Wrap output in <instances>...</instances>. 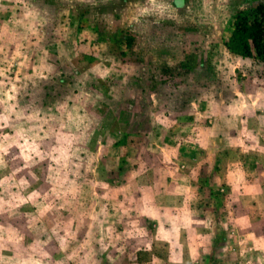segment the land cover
Returning <instances> with one entry per match:
<instances>
[{"label":"rangeland","instance_id":"obj_1","mask_svg":"<svg viewBox=\"0 0 264 264\" xmlns=\"http://www.w3.org/2000/svg\"><path fill=\"white\" fill-rule=\"evenodd\" d=\"M177 1L0 0V264H262L264 0Z\"/></svg>","mask_w":264,"mask_h":264},{"label":"trees","instance_id":"obj_2","mask_svg":"<svg viewBox=\"0 0 264 264\" xmlns=\"http://www.w3.org/2000/svg\"><path fill=\"white\" fill-rule=\"evenodd\" d=\"M230 26L227 39L223 42L225 48L240 58L264 62V3L258 1L246 9L236 10ZM132 42V36H125L126 46ZM126 138V134H122L119 144L125 143Z\"/></svg>","mask_w":264,"mask_h":264},{"label":"clouds","instance_id":"obj_3","mask_svg":"<svg viewBox=\"0 0 264 264\" xmlns=\"http://www.w3.org/2000/svg\"><path fill=\"white\" fill-rule=\"evenodd\" d=\"M21 264H41L40 260L21 261Z\"/></svg>","mask_w":264,"mask_h":264},{"label":"crops","instance_id":"obj_4","mask_svg":"<svg viewBox=\"0 0 264 264\" xmlns=\"http://www.w3.org/2000/svg\"><path fill=\"white\" fill-rule=\"evenodd\" d=\"M262 262V264H264V251L262 252V254L260 256H258Z\"/></svg>","mask_w":264,"mask_h":264},{"label":"built area","instance_id":"obj_5","mask_svg":"<svg viewBox=\"0 0 264 264\" xmlns=\"http://www.w3.org/2000/svg\"><path fill=\"white\" fill-rule=\"evenodd\" d=\"M248 263V262H247Z\"/></svg>","mask_w":264,"mask_h":264}]
</instances>
